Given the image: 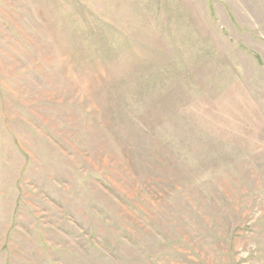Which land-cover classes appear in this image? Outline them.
<instances>
[{
	"label": "rangeland",
	"instance_id": "374dc122",
	"mask_svg": "<svg viewBox=\"0 0 264 264\" xmlns=\"http://www.w3.org/2000/svg\"><path fill=\"white\" fill-rule=\"evenodd\" d=\"M0 264H264V0H0Z\"/></svg>",
	"mask_w": 264,
	"mask_h": 264
}]
</instances>
